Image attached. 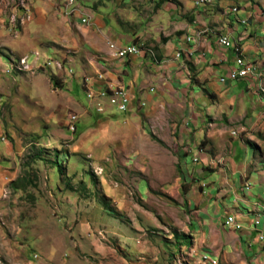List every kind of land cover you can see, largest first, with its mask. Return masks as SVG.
Masks as SVG:
<instances>
[{
    "label": "rangeland",
    "instance_id": "1",
    "mask_svg": "<svg viewBox=\"0 0 264 264\" xmlns=\"http://www.w3.org/2000/svg\"><path fill=\"white\" fill-rule=\"evenodd\" d=\"M24 10L0 34V264H184L195 181L169 118L95 111L72 50Z\"/></svg>",
    "mask_w": 264,
    "mask_h": 264
},
{
    "label": "crops",
    "instance_id": "2",
    "mask_svg": "<svg viewBox=\"0 0 264 264\" xmlns=\"http://www.w3.org/2000/svg\"><path fill=\"white\" fill-rule=\"evenodd\" d=\"M17 1L0 0V34L29 7L26 28L65 44L84 77L104 74L96 89L125 88L131 116L169 118L175 154L195 181L184 264H264V0H26L24 9ZM112 44L143 51L120 60ZM237 62L253 73L230 79ZM106 113L121 114L108 104Z\"/></svg>",
    "mask_w": 264,
    "mask_h": 264
},
{
    "label": "built area",
    "instance_id": "3",
    "mask_svg": "<svg viewBox=\"0 0 264 264\" xmlns=\"http://www.w3.org/2000/svg\"><path fill=\"white\" fill-rule=\"evenodd\" d=\"M26 1V0H21ZM203 1L209 0H195L196 6H203ZM68 4L72 6L74 4V0H68ZM30 12H27L29 15ZM83 23H87V19L83 20ZM219 42L224 47L230 46V41L227 37L224 39H219ZM143 51L142 46L140 45H131L124 48V52H115V44H112V51L111 54L116 59H126L130 56L140 55ZM36 56V55H35ZM37 58V57H36ZM25 60V68L29 69V61L27 58ZM50 65V64H49ZM54 68L61 69L60 63H54ZM237 67H241V74L239 76H232V73L229 75V78L232 80H236L238 78L248 77L253 73V66L250 64H244L243 62H237ZM72 72V70H70ZM85 78H93V86H86L85 85ZM104 81V74L98 73L96 76L91 77H83V83L85 85L87 91V98L95 102V109L98 113H105L106 112V104L110 105L119 113H127L129 110V106L131 104V97L129 92L123 87H98L96 89L95 84L101 83ZM225 81V80H221ZM145 105L144 103L142 104ZM70 122L74 124L76 122V116H71ZM71 129H74V125L71 126ZM235 135V132H233ZM227 225H233L237 228H240L239 225L235 224V220L232 217H229L226 221ZM264 239L263 237H260Z\"/></svg>",
    "mask_w": 264,
    "mask_h": 264
},
{
    "label": "bare ground",
    "instance_id": "4",
    "mask_svg": "<svg viewBox=\"0 0 264 264\" xmlns=\"http://www.w3.org/2000/svg\"><path fill=\"white\" fill-rule=\"evenodd\" d=\"M21 4H22V6H23L24 8L28 7V4H27L26 1H21ZM211 4H212V0H209V1H203V5H211ZM27 9L29 10V7H28ZM27 9H26V10H27ZM28 10H27V12H28ZM236 10H237L236 8H233V11H234V12H235ZM27 17H30V15H27ZM224 38H225V37H221L220 39H224ZM116 52H124V48L119 49V50H117ZM20 64L25 68V60H24V59H22V60L20 61ZM240 74H241V69L235 72V75H236V76H239ZM204 259H205V258H204ZM213 264H216V263L213 262Z\"/></svg>",
    "mask_w": 264,
    "mask_h": 264
},
{
    "label": "trees",
    "instance_id": "5",
    "mask_svg": "<svg viewBox=\"0 0 264 264\" xmlns=\"http://www.w3.org/2000/svg\"><path fill=\"white\" fill-rule=\"evenodd\" d=\"M54 82V81H53ZM251 146L254 148V144L251 143ZM10 186L12 188H15V189H21L22 185L20 184V181L19 180H15V181H12L10 183ZM187 239H189V237H187Z\"/></svg>",
    "mask_w": 264,
    "mask_h": 264
}]
</instances>
